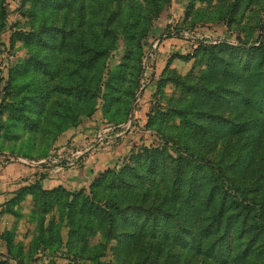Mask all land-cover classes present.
Instances as JSON below:
<instances>
[{
	"label": "rangeland",
	"instance_id": "374dc122",
	"mask_svg": "<svg viewBox=\"0 0 264 264\" xmlns=\"http://www.w3.org/2000/svg\"><path fill=\"white\" fill-rule=\"evenodd\" d=\"M260 38L264 0H0V253L9 251L6 264H218L194 241L204 233L205 217L188 213L181 193L170 191L169 158L190 161L215 199L222 192L255 210L264 202V113L233 93L244 90L235 77L207 63L211 47L232 61L222 46L247 49ZM19 65L28 71H14ZM246 122L254 129H230ZM143 148L161 151L153 169ZM127 163L141 178L119 190L118 201L165 212L162 235L122 220L117 239L88 229L76 235L65 203L71 198L35 190L12 200L35 183L46 189L61 183L88 195L95 177ZM201 200L198 191L194 204ZM256 219L264 224V216ZM129 229L138 240L125 235ZM214 238L215 232L208 245ZM234 243L227 264L238 250L258 245L247 236Z\"/></svg>",
	"mask_w": 264,
	"mask_h": 264
},
{
	"label": "trees",
	"instance_id": "16d2710c",
	"mask_svg": "<svg viewBox=\"0 0 264 264\" xmlns=\"http://www.w3.org/2000/svg\"><path fill=\"white\" fill-rule=\"evenodd\" d=\"M109 21L110 18L107 19V23ZM222 47L232 61L227 60L221 53L218 55V51H215L216 48L211 47L208 51L209 60L207 63L211 61L212 69L217 68L221 74L227 72L231 77H235V84L242 85L244 90L233 93L238 98L245 97L247 100H253L258 105V111L264 113V39L260 38L257 46L247 49ZM217 48L219 50L221 46H217ZM101 53L102 51L98 52L95 57L91 56L89 65H94L96 56ZM229 66L236 69L235 73L228 70ZM22 68H24V72L28 71L23 65L16 66L14 71L19 72ZM41 69L46 71V65L42 64ZM246 76L249 77L248 81H245ZM247 88L251 90V96L247 95L245 91ZM254 127L255 124L252 122L230 124V129L236 133H244ZM142 153L141 157L148 162V169L157 166L156 158L161 151L143 148ZM129 159L134 161L136 158L131 156ZM169 159L172 169L169 172L170 191L175 194L180 192L184 201V209L198 217L197 211L200 212L201 217L204 216L208 223L203 229L204 233L194 240L198 247L204 249L206 257L212 258L215 263L227 264L226 255L234 247L235 240L247 236L250 243L254 244L256 241L258 245L254 249L248 245L244 249L238 250L230 264H264V224L260 225L256 219V217L264 216V202L259 203V206H256L258 209L255 210L256 208H253L251 203L245 202L243 199L239 200L235 196L227 199L222 192H218V197L215 199L213 198L215 189L210 186L211 184H208V179L201 175L199 170H192L194 166L190 161L183 157L177 159L170 157ZM200 167H203V164H200ZM140 178L141 176H136V174L134 176L133 168L127 163L122 167L106 169L95 177L89 185L88 195H84L82 190L76 193L68 192L60 185L46 189L42 184L35 183L19 188L12 200H18L22 195L33 193L35 190L43 196L54 197L57 200L62 196H65L66 199L71 198L69 202L65 201V203L68 214L74 213L70 215L73 218L70 223V231L71 233L75 232L76 235H81V229L82 231L88 229L89 232H99L105 239H117L116 224L120 220L128 225L136 224L138 229L143 228L150 236L162 235L164 228L162 221L167 222L164 220L166 216H163L165 212H160L158 208L154 212L153 207L142 205L123 208L118 201V191L122 188H129L135 179ZM198 191L202 197L199 206L194 204ZM251 201L253 200L251 199ZM75 225L78 228H73ZM214 232L215 238L208 245L207 242L210 241ZM124 233L126 236L134 237L135 241L138 240L130 229ZM172 234L174 239H177L178 234L175 231ZM7 255H9L8 250L5 254L0 253V264H6L3 258H6ZM137 264H148V262L144 259Z\"/></svg>",
	"mask_w": 264,
	"mask_h": 264
},
{
	"label": "crops",
	"instance_id": "0c3cea01",
	"mask_svg": "<svg viewBox=\"0 0 264 264\" xmlns=\"http://www.w3.org/2000/svg\"><path fill=\"white\" fill-rule=\"evenodd\" d=\"M61 183H58V185H60ZM61 185H63V184H61Z\"/></svg>",
	"mask_w": 264,
	"mask_h": 264
}]
</instances>
